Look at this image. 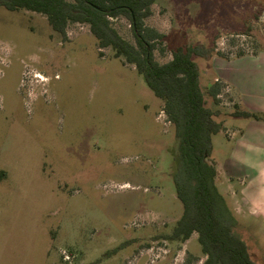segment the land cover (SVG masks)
Wrapping results in <instances>:
<instances>
[{
	"label": "rangeland",
	"instance_id": "obj_1",
	"mask_svg": "<svg viewBox=\"0 0 264 264\" xmlns=\"http://www.w3.org/2000/svg\"><path fill=\"white\" fill-rule=\"evenodd\" d=\"M152 7L147 24L167 35L157 59L171 60L178 46L214 45L211 55L194 54L208 105L218 120L244 124L232 117L225 81L219 103L209 94L212 60L264 50V0ZM112 21L135 42L128 18ZM221 137L215 164L226 155ZM177 148L164 101L134 64L99 47L89 23H70L65 37L44 14L0 7V264H204L197 232L173 236L183 213ZM229 203L238 233L264 263V220Z\"/></svg>",
	"mask_w": 264,
	"mask_h": 264
},
{
	"label": "trees",
	"instance_id": "obj_2",
	"mask_svg": "<svg viewBox=\"0 0 264 264\" xmlns=\"http://www.w3.org/2000/svg\"><path fill=\"white\" fill-rule=\"evenodd\" d=\"M156 0H0V7L46 15L51 27L66 37L72 22L90 24L100 48L111 47L115 57L135 65L153 92L164 101V111L178 139L173 179L183 213L173 236L188 240L194 232L207 258L204 264H264L256 261L247 241L238 233L239 218L217 184L218 169L211 156L213 137L224 129L218 112L207 102L194 54H213L215 46H178L173 57L160 62L155 54L167 35L150 26ZM129 19L135 42L126 39L113 19ZM224 83L208 87L216 103ZM234 116L264 120V113L242 109L235 103ZM6 172L0 171V179Z\"/></svg>",
	"mask_w": 264,
	"mask_h": 264
},
{
	"label": "crops",
	"instance_id": "obj_3",
	"mask_svg": "<svg viewBox=\"0 0 264 264\" xmlns=\"http://www.w3.org/2000/svg\"><path fill=\"white\" fill-rule=\"evenodd\" d=\"M212 70L231 87L242 109L264 113V50L234 59L215 57ZM223 133L225 139L221 137L220 142L226 155L214 156L217 180L224 181L227 191L218 186L239 212L264 220V120L246 117L244 124L224 121V129L213 137L214 153L215 137Z\"/></svg>",
	"mask_w": 264,
	"mask_h": 264
},
{
	"label": "bare ground",
	"instance_id": "obj_4",
	"mask_svg": "<svg viewBox=\"0 0 264 264\" xmlns=\"http://www.w3.org/2000/svg\"><path fill=\"white\" fill-rule=\"evenodd\" d=\"M36 76L40 77L42 80L46 79V77L43 74L39 73V72L36 73Z\"/></svg>",
	"mask_w": 264,
	"mask_h": 264
},
{
	"label": "built area",
	"instance_id": "obj_5",
	"mask_svg": "<svg viewBox=\"0 0 264 264\" xmlns=\"http://www.w3.org/2000/svg\"><path fill=\"white\" fill-rule=\"evenodd\" d=\"M66 257L68 258L69 256L67 255Z\"/></svg>",
	"mask_w": 264,
	"mask_h": 264
}]
</instances>
